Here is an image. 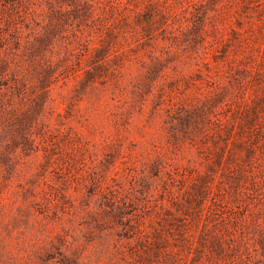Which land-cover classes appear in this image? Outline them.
I'll return each instance as SVG.
<instances>
[{"label":"rangeland","instance_id":"rangeland-1","mask_svg":"<svg viewBox=\"0 0 264 264\" xmlns=\"http://www.w3.org/2000/svg\"><path fill=\"white\" fill-rule=\"evenodd\" d=\"M89 1L90 18L73 28L68 13L63 26L88 47L55 34L52 56L70 76L53 86L34 142H13L14 120L1 129L0 264H247L236 232L222 250L190 246L179 231L188 218L196 241L208 199L194 183L217 161L229 119L257 101L264 123V0ZM7 3L0 24L16 18ZM108 27L120 33L109 37ZM103 39L104 68L83 85ZM216 84L229 93L214 102ZM196 105L205 117L183 119ZM261 131L250 147L264 165ZM240 184L221 190L230 217L264 206L249 181Z\"/></svg>","mask_w":264,"mask_h":264},{"label":"trees","instance_id":"trees-1","mask_svg":"<svg viewBox=\"0 0 264 264\" xmlns=\"http://www.w3.org/2000/svg\"><path fill=\"white\" fill-rule=\"evenodd\" d=\"M7 4V0H0L3 9L9 8ZM68 5L71 8L65 10L62 0H11L10 6L16 18L4 19V23L0 24V30L6 31L1 40L3 45H0L4 47L0 53V137L6 120H14L11 138L18 145L20 142L28 145L34 142L32 130L35 125H40V115L49 101L53 86L70 76L63 59H54L52 56L58 42L56 32H60L62 38L71 37L70 40L79 46L88 47V41L83 40L75 29L71 35L65 34L64 15L69 13L71 25L76 28L85 17H91L93 5L89 0H71ZM38 6L45 9L46 19L40 17ZM169 16V13L164 14L165 21H168ZM107 30L109 37L120 33L110 27ZM108 50V41L103 39L101 48L94 50L93 68L87 69L80 80L83 85L93 82L99 70L104 68L103 60ZM215 87L220 90L212 98L214 102L229 93L227 87L218 84ZM259 106L256 101L238 113L239 120H236V115L229 119L232 120L231 127L227 129L226 142L218 151L217 161L194 183L199 200L208 199V211L204 215L201 211L196 214L198 219H202L196 241L188 234V218L184 217V227L179 231L181 238L190 246L204 247L211 244L222 250L224 243L233 244L236 241L233 236V232H236L238 244L245 246L247 264H264V206L243 217L234 213V217H230L231 208L221 190L228 183L225 192H235L242 187L240 183L249 181L254 194L264 204V165L253 161V150L250 147L257 135H263L261 129H264V123L261 122ZM183 111V119L191 122L206 115L205 107L201 105L184 108ZM243 148L246 149L245 154L240 152ZM218 171L217 192H213L210 183L215 181L214 175ZM168 177L173 181L176 179L171 172H168ZM214 217H219V221Z\"/></svg>","mask_w":264,"mask_h":264}]
</instances>
